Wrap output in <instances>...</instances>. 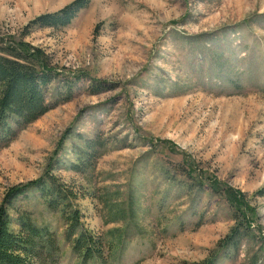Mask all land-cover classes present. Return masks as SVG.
I'll return each instance as SVG.
<instances>
[{"label": "rangeland", "instance_id": "374dc122", "mask_svg": "<svg viewBox=\"0 0 264 264\" xmlns=\"http://www.w3.org/2000/svg\"><path fill=\"white\" fill-rule=\"evenodd\" d=\"M72 1L0 0V50L26 43L58 73L56 106L0 149V205L55 189L16 198L10 228H48L57 264H264V0H90L25 34ZM81 230L101 260L74 253Z\"/></svg>", "mask_w": 264, "mask_h": 264}, {"label": "trees", "instance_id": "16d2710c", "mask_svg": "<svg viewBox=\"0 0 264 264\" xmlns=\"http://www.w3.org/2000/svg\"><path fill=\"white\" fill-rule=\"evenodd\" d=\"M89 4L90 0H73L58 11L39 15L27 24L25 34L33 29H63ZM57 75L58 73L48 66L44 54L40 50L29 49L26 43L10 44L0 50V149L6 148L18 133L56 106L49 105L46 91ZM30 189H39L42 195L55 192L54 188H47L40 181H31L15 186L5 194L0 205V264L58 263V242L55 234L48 228L35 225L31 218L23 213L17 214L14 225L16 230L10 228L9 210L14 200ZM257 195L264 197V190ZM238 198L232 196L237 206L242 203L241 198ZM49 207L56 206L49 204ZM61 213L62 217L70 222L67 233V239H70L80 228L79 212L74 211L69 218L65 215V210ZM244 222L250 226L246 216ZM237 233L238 230L232 232L233 235ZM86 234V231L81 230V234L72 241L74 253L85 261L94 257L101 260V240Z\"/></svg>", "mask_w": 264, "mask_h": 264}]
</instances>
